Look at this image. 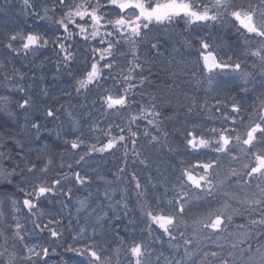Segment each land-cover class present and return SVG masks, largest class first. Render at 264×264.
I'll return each instance as SVG.
<instances>
[{"label": "trees", "instance_id": "trees-1", "mask_svg": "<svg viewBox=\"0 0 264 264\" xmlns=\"http://www.w3.org/2000/svg\"><path fill=\"white\" fill-rule=\"evenodd\" d=\"M71 2L66 0V5ZM239 2L246 4L249 0ZM251 2L255 4L258 0ZM30 3L33 7L25 8L23 0H0V96H9L12 100L7 112L0 111V165L10 168L16 163L21 167L24 163H34L40 168L50 159L49 172L37 171L35 176L51 182L67 174L70 179L62 180L57 187L63 192L70 190L71 196L41 197L37 209H33L43 214L38 219L23 207L24 194L16 187L20 185L30 191L31 185L23 177L32 179L33 174L25 172L23 176H14L11 184L0 177V211L4 213L0 216V253L3 257L15 252L17 264H33V260L37 264H88L87 256L67 249L69 245L80 248L94 244L102 255L112 258V264H129L126 243L135 239L145 245L148 264H168L169 261L193 264L205 251L221 253L229 264H249L248 257L257 255V247L264 248V236L254 233L249 242L236 249L231 246L237 233L246 230L239 225L247 226L251 219L247 212L234 215L226 231L211 233V238L184 245L179 232L174 231L178 239L170 241L155 225L149 235L148 218L142 208L147 202L153 210L163 209L165 214L174 212L168 201L180 190L182 169L196 163L197 159L215 162L219 158L222 173L229 165L241 167L240 161H231L224 154L207 149L193 152L187 146V133L193 131L207 137L213 127L231 126L223 116H237L231 112L233 103L241 108L236 127L241 133L244 131L240 117L248 122L249 115L264 97V70L256 58L245 54L249 46L245 37L235 27L221 23L189 25L179 20L150 26L147 38L135 46L138 60H134L129 45L121 40L113 49V68L102 69L104 74L95 84L77 91V80L90 70L91 63L99 61L102 66L107 62L100 61L99 52L93 51L106 44L100 43V37L84 40L78 34L65 40L67 33L57 21L67 10L66 5L60 6L58 0H30ZM69 28L73 33L79 31L73 25ZM16 31L39 32L49 38V44L28 53L21 50L17 55L5 47L7 35ZM116 39H119L116 33L105 37L106 41ZM202 39L219 45L222 55L238 59L241 72L247 73V78L232 70H216L217 74L209 81L210 74L203 70L200 60ZM59 43L65 44L67 52L60 50ZM152 43H157V48L153 49ZM251 46H256L254 41ZM67 53H72L70 62L63 59ZM134 63L140 67H134ZM128 75L132 79L125 81L123 78ZM128 84L132 85L128 105L119 110L108 109L104 97L123 94ZM28 98L31 106L20 108L18 104ZM217 100L221 101L219 105ZM48 108L54 111L53 117L46 115ZM142 108L159 111L161 116L156 119L161 123L150 124L148 121L153 117L141 112ZM133 116L140 119L131 122ZM33 123L40 125L39 132L32 127ZM120 136L125 139L115 148L102 153L90 152L77 163L92 144L101 147L113 137L119 140ZM77 138L84 143L75 150L64 142ZM75 172L86 175L89 182L76 183ZM236 180L233 177L212 195L186 205L184 216L188 223L197 212L221 208L228 200L225 193L243 197L249 190L258 191L257 179H253L250 189L243 180L241 183ZM13 200L17 201L16 211L12 208ZM230 203L241 207L235 201ZM13 216L24 226L23 241L12 235ZM49 220L59 223L49 224ZM36 224L41 227L37 228ZM49 229H56L61 235L53 238ZM180 231L191 238L190 228L181 227ZM249 243L250 251L242 253V249L249 248ZM177 244L178 248L173 247ZM27 247L36 251L48 248L49 255L29 260ZM185 248L189 252L196 249V254L185 256Z\"/></svg>", "mask_w": 264, "mask_h": 264}, {"label": "snow or ice", "instance_id": "snow-or-ice-1", "mask_svg": "<svg viewBox=\"0 0 264 264\" xmlns=\"http://www.w3.org/2000/svg\"><path fill=\"white\" fill-rule=\"evenodd\" d=\"M23 3L25 8L33 7L30 0H23ZM58 4L65 6L66 0H58ZM66 9L63 12L62 18L57 21L63 31L67 33V36L64 37L65 40L71 39L74 35L78 34L84 40L100 37V43L106 44V47L93 49V51L99 52L100 61L106 60L107 62L102 66L99 64V61L91 63L90 70H87L85 75L77 80V91L87 89L89 85L95 84L104 74L102 69L113 68V58L115 56L113 49L121 43V40L129 45L134 60H138L139 57L136 55L135 46L147 38L150 26L172 24L179 20H184L189 25L221 23L235 27L237 32L245 37V43L249 45L245 50V54L256 58L259 61L261 69L264 70V0H258V3L255 4L251 0L246 4L239 2V0H95V2L93 0H79V2L72 0L71 3L66 5ZM45 12H47V9H45ZM69 25L77 28L79 30L78 33H73ZM109 27L112 29L111 31L108 30ZM89 28L91 29L90 32ZM101 29H104L103 34L101 33ZM114 33L118 34L119 39H116L115 42L105 40V37H112ZM253 41L255 42V47L251 46ZM48 44L49 38L46 35H41L39 32L31 31L25 33L16 31L7 35L5 47L19 55L21 50L24 53H28L39 48H45ZM151 47L153 49L157 48V43H152ZM59 48L62 52H67L64 43H59ZM200 49V60L203 61V70L210 74L208 77L209 81L217 74L216 70H220L221 72L232 70L240 73L242 78H247L248 74L241 72V62L238 59L234 60L232 56L222 55L219 45H212L202 39L200 41ZM63 59L66 62H70L72 53H67ZM134 67H140V65L134 63ZM123 79L128 81L132 77L128 75ZM131 87L132 85L128 84L123 94L106 95L104 97L106 107L117 110L126 107L128 105V92ZM19 90L24 91V89ZM11 103L12 100L9 96H0V111L7 112ZM216 103L219 105L221 101L217 100ZM205 104H207V101H205ZM192 105L195 106V101H192ZM18 106L20 108L30 107V98L24 99ZM154 108L155 106H153ZM191 110L190 107L189 111ZM217 111H220V108H217ZM141 112H145L146 115L153 117L152 120L148 121L150 124L156 126L158 123H161V121H157L156 119L161 116L159 111H147L142 108ZM231 112L239 116L241 108L233 103L231 105ZM46 115L53 117L55 113L51 108H48ZM237 116L224 114L223 119L230 121L231 126L222 125L219 128L213 127L209 129L211 135L207 137L189 131L187 133V146L193 152L207 149L217 154H224L230 157L231 161H240L241 167L237 168L229 165L227 171L222 173L219 158L215 162L213 160L202 162L197 159L196 163L187 164L181 172L182 179L178 185L180 190L168 201V204L174 207V212L165 214L163 209L153 210L147 202L142 205L144 214L148 218L147 231L149 235L152 234V226L155 225L162 230L164 235L169 237L170 241L178 239L173 234L175 231L179 232L180 237L184 238V245H192L201 238H211V233L226 231L227 224L233 222L234 215H243L247 212L251 216V219L247 226L244 224L239 225L241 229L246 230L242 233H237L231 245L232 248L236 249L241 244L249 242L254 233L258 236H264V183H260L264 181V97L260 98L258 107H255L253 113L249 115L248 122H244L243 117H240V123L244 128L242 133L236 127ZM137 119H140V117L133 116L131 122ZM32 127L39 132L40 125L38 123H33ZM145 134L147 135L148 133ZM124 139V136H120L119 140L113 137L101 147L92 144L88 151L79 156L77 163L83 161L85 156L90 152L102 153L115 148L116 144ZM152 139L156 140L157 137H152ZM64 142L69 144L74 150L80 148L81 144L84 143L79 138L66 139ZM51 163L52 161L49 159L40 168H37V165L34 163H24L23 167L19 163H16L10 168L0 165V177L9 184L13 182L12 177L14 176H23L25 172L33 174L32 179L27 176L23 177L31 185L30 191L20 185H16V187L24 194L23 207L32 215H36L38 219L43 214L33 212V209H37V202L41 197H46L49 194L71 196L70 190L63 192L61 188L57 187L62 184V180L70 179L67 174L51 182L45 178L35 176L37 171L48 173ZM141 163H144V161H141ZM196 169H200L201 171H196ZM120 171H123V169ZM73 177L76 183L80 185L89 182V178L86 175L82 176L79 172H75ZM233 177L237 178L236 183H241L243 180V183L248 185L249 189L251 188L253 179H257L256 188L258 191L249 190L245 192L243 197L225 193L228 196V200L223 202L221 208L208 210L207 212H197L192 216L191 223L189 224L184 216L186 205H190L192 201H198L205 196L212 195L214 190L222 189L225 182ZM244 177L247 179H243ZM136 186L137 188L140 187L139 182H137ZM230 201H235L241 207H233ZM12 208L13 211L17 210V201H12ZM3 215L4 213L0 211V216ZM12 219L15 221L12 235L23 241L24 236L21 230L24 226L16 216H13ZM48 223H59V221L49 220ZM35 226L37 228L41 227L39 224ZM44 227L47 228V225ZM181 227H184L185 230L191 229V238L185 235V231H180ZM49 231L53 238H58L61 235L56 229H49ZM217 238L219 239L220 237ZM4 239L7 241L8 237L5 236ZM122 243L125 242L122 241ZM173 247L178 248L179 244L173 245ZM218 247L222 246L218 245ZM250 249L251 244L249 243V248L242 249L241 251L244 253L250 251ZM126 250L130 257L129 264H148V261L145 259L148 252L142 242L132 239L126 243ZM27 251L29 253V260L49 255L48 248L36 251L33 247H27ZM67 251L87 256L89 258L88 264H112V258L102 255L94 244L80 248L69 245ZM256 253L255 257H248L249 264H264V248L257 247ZM195 254L196 249L189 252V249L185 248V256ZM210 257L211 259H209ZM0 264H17V254L13 252L9 256L3 257V253H0ZM33 264H37V261L33 260ZM168 264H171V261ZM177 264H182V262L177 261ZM193 264H229V260L217 251H205Z\"/></svg>", "mask_w": 264, "mask_h": 264}, {"label": "water", "instance_id": "water-1", "mask_svg": "<svg viewBox=\"0 0 264 264\" xmlns=\"http://www.w3.org/2000/svg\"><path fill=\"white\" fill-rule=\"evenodd\" d=\"M111 150V149H110Z\"/></svg>", "mask_w": 264, "mask_h": 264}]
</instances>
